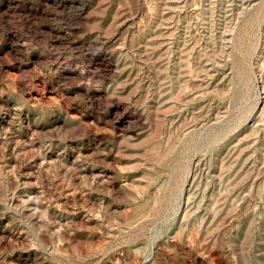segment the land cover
I'll use <instances>...</instances> for the list:
<instances>
[{"label":"rangeland","instance_id":"374dc122","mask_svg":"<svg viewBox=\"0 0 264 264\" xmlns=\"http://www.w3.org/2000/svg\"><path fill=\"white\" fill-rule=\"evenodd\" d=\"M0 264H264V0H0Z\"/></svg>","mask_w":264,"mask_h":264}]
</instances>
